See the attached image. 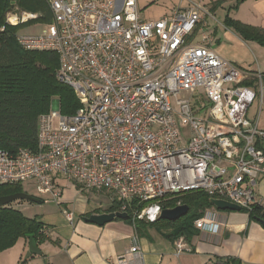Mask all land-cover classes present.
Segmentation results:
<instances>
[{
	"label": "built area",
	"instance_id": "obj_1",
	"mask_svg": "<svg viewBox=\"0 0 264 264\" xmlns=\"http://www.w3.org/2000/svg\"><path fill=\"white\" fill-rule=\"evenodd\" d=\"M140 1L48 0L52 22L43 34L17 36L25 50L58 55L57 80L74 90L79 108L41 115L35 149H0V185L34 182L53 201L63 183L107 192L113 213L134 226L155 223L165 201L192 192L264 213L256 189L264 178L262 75L222 58L208 34L197 42L212 17L199 0H180L154 21L142 19ZM36 19L17 7L7 14L12 26ZM218 211L206 209L195 229L218 234ZM176 246L186 250V239ZM131 258L146 264L137 236L116 264Z\"/></svg>",
	"mask_w": 264,
	"mask_h": 264
},
{
	"label": "crops",
	"instance_id": "obj_2",
	"mask_svg": "<svg viewBox=\"0 0 264 264\" xmlns=\"http://www.w3.org/2000/svg\"><path fill=\"white\" fill-rule=\"evenodd\" d=\"M218 1L212 0V17L219 10ZM227 1L229 5L220 7L227 15L264 29V0H246L237 10H232L235 0ZM207 2L209 4L210 0ZM212 17L205 19L199 31L207 25L210 27ZM207 34L214 36V42L211 40L209 44L222 58L254 76L264 73L262 46L244 41L224 25L214 27ZM262 183L264 178L259 193ZM62 187L60 200L39 199L44 203L42 215L38 217L45 225V240L39 245L42 254L26 260L29 240L20 239L14 247L0 253V264H116L130 251L136 236L146 264H227L230 259L238 264H264V226L242 210L218 211L223 224L220 232L197 231L195 236L186 239L187 249L178 251L177 240L168 239L145 221L139 231L132 222H127L129 218L104 226L88 223L85 218L92 214L114 211L104 207L102 195L96 193V197H91L69 183H63ZM138 263L137 258H131V264Z\"/></svg>",
	"mask_w": 264,
	"mask_h": 264
},
{
	"label": "trees",
	"instance_id": "obj_3",
	"mask_svg": "<svg viewBox=\"0 0 264 264\" xmlns=\"http://www.w3.org/2000/svg\"><path fill=\"white\" fill-rule=\"evenodd\" d=\"M226 0H219L218 5ZM246 0H235L232 10H237ZM19 8L39 17L30 23H51L52 11L48 0H0V149L15 153L19 149H35L37 145L38 119L52 110L54 101H59L61 113L73 114L79 101L72 88L57 80L59 57L49 51H28L18 43L17 36L23 25L7 23V14ZM215 9V8H214ZM224 26L234 30L244 41L255 42L264 48V29L235 20L229 15ZM29 24V23H28ZM264 83V73L262 74ZM256 79L248 84L253 85ZM23 192L21 185H0V197ZM180 202L189 207V213L172 222L158 219L149 224L165 237L175 241L180 237L190 239L197 234L196 220L206 209L212 208L210 198L203 192L183 194L178 200L165 201L163 210L172 209ZM43 203V201H41ZM115 207L111 208L112 210ZM252 219L264 220V213L254 207L248 212ZM132 222L131 219L127 220ZM144 221L136 223L137 231ZM45 225L38 217L28 218L12 204L0 208V253L14 247L20 239L33 236L38 244L45 240ZM227 264H238L230 259Z\"/></svg>",
	"mask_w": 264,
	"mask_h": 264
},
{
	"label": "rangeland",
	"instance_id": "obj_4",
	"mask_svg": "<svg viewBox=\"0 0 264 264\" xmlns=\"http://www.w3.org/2000/svg\"><path fill=\"white\" fill-rule=\"evenodd\" d=\"M179 1L180 0H148V1L141 0L139 2L141 17H142V19H144L146 21H154V20H159L164 16H170L172 13V9L176 5L180 4ZM199 1L205 7H207L212 14V11H211V7L213 6L212 0H210L209 4H208L207 0H204V1L199 0ZM229 3L230 2L226 0L219 5V10L215 13V15H213L214 19L211 20L210 27L207 25V26L203 27L202 31L197 32V35H196L197 36V42L202 41L203 36L207 35V33H211L214 30V27L219 26V28H220L221 25H224L223 22H224V18L226 17L227 13L224 11V9H221L220 7L227 6V5H229ZM213 11L215 12V10H213ZM36 15L38 18L39 14L36 13ZM206 22L208 23V19L206 20ZM49 25H50V23H29V24H25L20 29V34H23V35H41L48 28ZM211 40H212V42H214V36L210 37L209 41H211ZM228 88H230V87H228ZM260 89H261L260 86L256 89L257 99L255 100L254 104L250 108V112H249V117H250V119H253V120L258 117V113H259L260 108H261ZM263 98H264V84H263ZM174 105H175V103H174ZM57 108L61 109L60 103L57 105ZM52 109H54V108L52 107ZM259 126H260V128H264V103L262 106V113H261V117H260ZM21 186H22L23 192L28 193L29 195H32L38 199H46L45 197H41L38 194L34 182H27V183L22 184ZM256 189H257V192L259 193L260 184L257 186ZM78 190L81 193L85 192L86 194L92 195L91 197H96V193L99 194V196L102 195L103 197H101V198L103 200L104 207L109 208L112 206L111 198L107 192H97V191H93V190L83 189L80 187L78 188ZM182 195L183 194L172 196L170 200H178V198ZM259 196L264 197V184L263 183L261 185V192L259 193ZM43 205H44V203L37 204V203H30L27 201H16V202L12 203V206L15 209L20 210L28 218L40 217L42 215V212H43V208H42ZM33 257H37V255H35Z\"/></svg>",
	"mask_w": 264,
	"mask_h": 264
},
{
	"label": "water",
	"instance_id": "obj_5",
	"mask_svg": "<svg viewBox=\"0 0 264 264\" xmlns=\"http://www.w3.org/2000/svg\"><path fill=\"white\" fill-rule=\"evenodd\" d=\"M58 104L59 101H54L52 107L54 109H57ZM16 201H27L30 203H37V204L40 203V200L38 198L29 195L28 193L21 192L10 196L0 197V208L6 207ZM211 203L219 211L240 212L242 210L239 206L221 200L213 199L211 200ZM188 213H189V207L186 205H181L172 209L163 210L160 215V219L175 222L187 216ZM128 218H129L128 214L116 212V213L92 214L89 217H86L85 221H87L88 223L96 224L98 226H104L117 219L127 220ZM259 222L264 226V220H259ZM41 254L42 251L39 248L38 242L33 236H31L29 238V249L25 259L27 260L32 256L41 255Z\"/></svg>",
	"mask_w": 264,
	"mask_h": 264
}]
</instances>
